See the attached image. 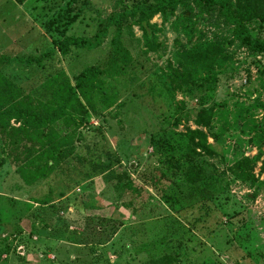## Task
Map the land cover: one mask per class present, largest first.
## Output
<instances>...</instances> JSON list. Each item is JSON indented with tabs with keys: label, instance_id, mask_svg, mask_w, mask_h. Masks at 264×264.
Instances as JSON below:
<instances>
[{
	"label": "rangeland",
	"instance_id": "1",
	"mask_svg": "<svg viewBox=\"0 0 264 264\" xmlns=\"http://www.w3.org/2000/svg\"><path fill=\"white\" fill-rule=\"evenodd\" d=\"M140 1L0 0V54L39 55L65 34L92 39L100 20ZM151 23L154 51L134 20L123 25L131 60L100 76L110 105L94 91L93 109L44 132L14 120L0 129V264H155L167 254L170 264H264V54L226 42L233 28L202 0H181ZM247 27L264 39V23ZM113 31L96 48L1 64L0 74L26 101L53 105L50 79L65 73L73 83L83 68H103ZM210 41L224 54L209 84H194L209 75L191 71L182 86H165L185 70L180 53ZM208 108L210 126H196ZM197 128L209 152L194 149ZM246 156L253 186L230 171ZM188 171L209 186L207 199L189 193ZM129 179L139 193L123 187Z\"/></svg>",
	"mask_w": 264,
	"mask_h": 264
},
{
	"label": "trees",
	"instance_id": "2",
	"mask_svg": "<svg viewBox=\"0 0 264 264\" xmlns=\"http://www.w3.org/2000/svg\"><path fill=\"white\" fill-rule=\"evenodd\" d=\"M209 8L216 9L222 20L230 25L232 29V39L226 41H238L251 50L264 54V39L254 36L249 28L247 22L251 19H256L264 23V0H202ZM181 0H141L134 4L129 9H124L116 14L110 15L104 20L97 23V31L92 39L76 36L64 35L62 40L56 43L53 47L51 44L39 55H32L26 57L11 56L9 54H0L1 64L34 63L41 65L45 59H48L55 50L62 55L69 53L71 47L80 48H96L104 38L107 37L109 30L112 28L113 35L111 38L112 49L109 59L106 61L103 68L98 66H87L78 73L71 83L70 79L65 73L61 74L60 79L51 78V82L57 86L55 88L56 101L53 105H47L39 101H26L25 98L20 97V90L17 86L6 76L0 74V129L5 130L11 120L19 123L17 128L28 129L32 131L44 132L51 125L62 121L66 116H71L70 111L77 108L81 113L86 111V107L93 109L92 92H99L105 101L106 105L111 104V99L104 95L102 91L103 81L100 79L102 74L110 75L111 69L125 66L131 60V56L124 47L121 37L123 25L129 20H134L141 31V37L144 46L149 51L157 49L155 40L154 24L151 23L152 17L157 13H162L168 8H174ZM221 45L210 41L191 48L188 51L180 53L179 64L185 70L177 73L168 79L169 84L165 86L173 87L176 84L182 86L186 79L190 77L191 71L196 74H208L209 78L203 76L194 80L199 85L209 84L212 79L211 73L215 62L223 57ZM189 66V68H186ZM199 72V73H198ZM179 76V77H178ZM178 77V78H176ZM84 102V104H83ZM212 109H202L197 114L194 123L198 127L208 128L211 123ZM70 121V119H69ZM191 141L194 143V149H199L202 152H209L206 145L205 133L200 129H194L189 133ZM49 154L52 155L51 149ZM251 159L243 157L235 162L230 171L242 182H249L253 186L255 181L254 174L250 170ZM23 181L30 184L29 180L24 174H21ZM34 177V176H33ZM186 181L189 183V193L196 196L200 200L207 199L211 191L202 177L194 172L188 171L186 173ZM129 179L123 184V187L130 190V193L137 194L141 190L136 187V182ZM199 182L201 184H199ZM138 186V185H137ZM174 258L167 254L159 258L155 264H170Z\"/></svg>",
	"mask_w": 264,
	"mask_h": 264
}]
</instances>
